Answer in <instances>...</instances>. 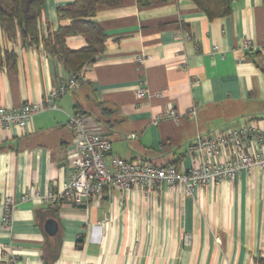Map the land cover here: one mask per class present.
<instances>
[{
  "label": "crops",
  "instance_id": "1",
  "mask_svg": "<svg viewBox=\"0 0 264 264\" xmlns=\"http://www.w3.org/2000/svg\"><path fill=\"white\" fill-rule=\"evenodd\" d=\"M73 2L45 0L41 40L69 24L57 19L56 8ZM94 20L105 34L103 53L77 86L24 129L0 130V264H45L44 257L46 264L264 262V170L257 167L188 197L161 183L149 192L132 190L124 201L108 189L82 208L42 200L68 178L74 140L68 119L77 113L103 124L111 156L178 173L197 162L187 152L197 134L241 123L262 137L261 145L249 141L250 154H264V0H232L229 15L212 21L190 0L147 9L120 0L117 7L99 6ZM65 44L72 51L85 47L77 36ZM0 49L15 55L13 69L0 66V107L41 102L70 79L41 42L24 48L18 35L1 36ZM139 83L147 89L142 100ZM191 108L193 120L186 116ZM170 109L179 120L163 117ZM26 193L36 196L23 199ZM5 197L15 203L8 229L1 226ZM48 221L57 226L51 236Z\"/></svg>",
  "mask_w": 264,
  "mask_h": 264
},
{
  "label": "built area",
  "instance_id": "2",
  "mask_svg": "<svg viewBox=\"0 0 264 264\" xmlns=\"http://www.w3.org/2000/svg\"><path fill=\"white\" fill-rule=\"evenodd\" d=\"M246 46L249 48L248 44ZM137 63L142 64V58H137ZM77 84V80L68 79L51 90L41 102L26 103L17 109L0 107V130L24 129L32 116L56 109L58 97L72 91ZM146 95L145 85L139 83L137 99L142 100ZM195 115V108H191L186 116L193 120ZM163 117L175 121L180 119L174 109ZM68 124L74 136L66 154L68 178L60 188L48 191L42 198L47 205L73 203L82 208L102 198L108 189L117 191L120 201H124L132 190L149 192L161 183L169 189L180 187L182 194L188 197L194 189L210 184L233 183L243 171L250 172L255 167L264 170V154L258 151L253 157L249 152V141L261 145L262 137L253 126L243 123L237 128L197 134L187 151L196 157L197 162L183 173H178L173 167L157 168L138 158L125 161L111 156L109 140L99 132V125L90 116L72 115ZM29 195L34 198L36 193ZM29 195L26 193L23 199ZM14 208L15 203L10 197L2 200L1 226L5 229L10 227Z\"/></svg>",
  "mask_w": 264,
  "mask_h": 264
},
{
  "label": "trees",
  "instance_id": "3",
  "mask_svg": "<svg viewBox=\"0 0 264 264\" xmlns=\"http://www.w3.org/2000/svg\"><path fill=\"white\" fill-rule=\"evenodd\" d=\"M174 1L136 0V5L139 9H147ZM190 1L207 20L212 21L229 15L232 0ZM44 2L45 0H0V37L14 40L18 35L24 48L35 47L41 42L43 50L62 65L69 78L78 80L83 69L93 64L103 53L106 38L103 30L94 20L96 9L99 6L117 7L120 5V0H74L69 5L57 7V19L68 21L69 24L59 27L54 33L48 34L41 40L38 33V19L43 11ZM73 36L83 38L85 47L76 51L69 50L65 40ZM2 64L13 69L15 55L12 52H2L0 49V66ZM102 113V115L107 114L106 111ZM93 120L103 127L97 118ZM43 259L45 264L48 263V258ZM258 264L264 262L259 261Z\"/></svg>",
  "mask_w": 264,
  "mask_h": 264
},
{
  "label": "water",
  "instance_id": "4",
  "mask_svg": "<svg viewBox=\"0 0 264 264\" xmlns=\"http://www.w3.org/2000/svg\"><path fill=\"white\" fill-rule=\"evenodd\" d=\"M56 228H57V226H56L55 222H53V221H48L45 225V231L50 236L55 233Z\"/></svg>",
  "mask_w": 264,
  "mask_h": 264
}]
</instances>
